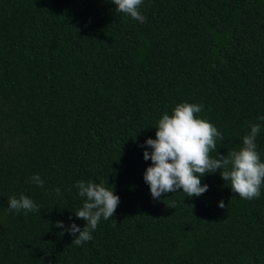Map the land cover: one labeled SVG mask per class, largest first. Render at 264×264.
Returning <instances> with one entry per match:
<instances>
[{"label": "trees", "instance_id": "1", "mask_svg": "<svg viewBox=\"0 0 264 264\" xmlns=\"http://www.w3.org/2000/svg\"><path fill=\"white\" fill-rule=\"evenodd\" d=\"M139 10L144 23L110 0H0V264H264V186L241 199L217 170L199 197L154 200L142 147L163 114L195 103L223 136L219 155L259 123L264 162V0ZM80 181L112 187L120 203L77 246L64 228L85 226ZM21 195L39 211L9 210Z\"/></svg>", "mask_w": 264, "mask_h": 264}, {"label": "clouds", "instance_id": "2", "mask_svg": "<svg viewBox=\"0 0 264 264\" xmlns=\"http://www.w3.org/2000/svg\"><path fill=\"white\" fill-rule=\"evenodd\" d=\"M110 2L116 12L140 23L145 22L146 18L139 10L143 0ZM202 111L203 105L200 104L176 105L171 115L165 113L158 120L155 139L145 140L142 147L150 148L151 152L144 151L143 159L150 160L151 166L145 169L143 180L149 187L151 197L159 200L162 194L178 191L190 198L199 197L208 191V186L201 184V177L219 170L221 179L230 182L231 191L239 198H259L264 186V162H261L256 144L261 125H250V131L242 138L243 146L239 150L219 155L217 140H223V136L212 123L199 117ZM258 120L264 121V116L258 117ZM213 151H216V157L211 156ZM30 179L36 186H44L38 174ZM75 187L78 195L84 198V203L74 215L85 221V226L81 229L72 223L64 228L61 222H57L55 227L64 228L69 235L75 236L72 243L80 246L92 240V232L97 229L101 219L107 221L113 217L120 199L112 187L109 189L103 183L80 181ZM54 191L57 197L62 196L60 188ZM7 207L16 213L22 210L25 213L39 211V205L24 195L10 197ZM218 207L224 208V202H219Z\"/></svg>", "mask_w": 264, "mask_h": 264}]
</instances>
